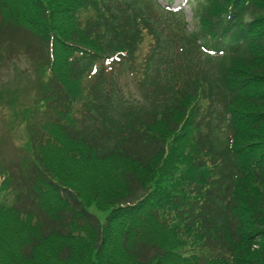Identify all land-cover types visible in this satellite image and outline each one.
Masks as SVG:
<instances>
[{"label": "trees", "instance_id": "16d2710c", "mask_svg": "<svg viewBox=\"0 0 264 264\" xmlns=\"http://www.w3.org/2000/svg\"><path fill=\"white\" fill-rule=\"evenodd\" d=\"M192 7L190 31L157 0H0V62L50 72L51 124L35 145L61 137L89 161H116L121 182L102 226L83 195L97 187L62 175L73 163L58 174L34 162L9 213L44 223L0 247V264L44 250L53 264H264V0ZM145 33L155 44L140 62ZM120 54L127 64L86 81Z\"/></svg>", "mask_w": 264, "mask_h": 264}, {"label": "rangeland", "instance_id": "374dc122", "mask_svg": "<svg viewBox=\"0 0 264 264\" xmlns=\"http://www.w3.org/2000/svg\"><path fill=\"white\" fill-rule=\"evenodd\" d=\"M169 1L160 0L164 5ZM184 1L186 2V0H173V7L184 8ZM184 9L191 25L189 29H193L195 23L193 24L192 19V6L187 5ZM148 46L149 40L146 41L144 49ZM49 78L50 72L39 71L35 63L26 58L6 60L3 64L0 62V247L3 250L12 247L14 241H23L26 233L24 228L27 226V217L13 212L14 216H12L9 213V210H13L12 206L16 199V187L22 182V172L25 170V176L32 177L30 169L17 168L23 161L24 163L29 160L41 162L58 174V170H61L65 162L73 163L74 172L64 169V173H61L68 179L97 187L96 191H84L87 195H83L88 201L89 206L85 204L87 209L95 213L102 222L107 219L109 213L108 202L116 197L109 191L121 183L118 174L119 165L116 161H89L79 152L67 147L61 137H53V143L47 146L44 141L40 146L32 143L31 149L29 141L30 136L34 134L33 130L37 127L39 133L43 135L41 125L50 121L45 118L50 113H44L46 102L43 93L44 80ZM124 81L128 82L125 79ZM49 124L51 123H46L45 126ZM17 171H19V180L16 182ZM48 171L51 173L50 170ZM10 175L13 176L11 180ZM3 177H7V185ZM50 203L53 204L51 201ZM12 236L14 239L9 241L7 237Z\"/></svg>", "mask_w": 264, "mask_h": 264}]
</instances>
